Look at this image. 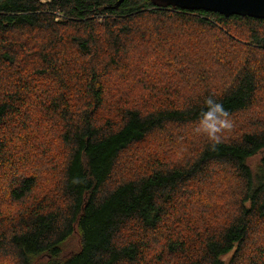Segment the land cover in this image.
Wrapping results in <instances>:
<instances>
[{
	"label": "trees",
	"instance_id": "obj_1",
	"mask_svg": "<svg viewBox=\"0 0 264 264\" xmlns=\"http://www.w3.org/2000/svg\"><path fill=\"white\" fill-rule=\"evenodd\" d=\"M117 1L0 0V262L264 264V18Z\"/></svg>",
	"mask_w": 264,
	"mask_h": 264
},
{
	"label": "rangeland",
	"instance_id": "obj_2",
	"mask_svg": "<svg viewBox=\"0 0 264 264\" xmlns=\"http://www.w3.org/2000/svg\"><path fill=\"white\" fill-rule=\"evenodd\" d=\"M41 2H45V1H49V0H40ZM60 16H57L56 20H59ZM209 37V35H207ZM193 40H197L196 38H194ZM192 56L190 50H187L185 51L184 49L182 50V52H180L179 54H177L178 56H185L188 58V56ZM166 60H163L161 62L163 63H166ZM170 63H175V62H170ZM212 67V69L210 70L211 72L214 71V68H215V65H210ZM165 66H163V69H164ZM177 67H178V73L183 76L185 75L186 73H184V71H192L193 70V66L192 65H188V62L186 61H178L177 60ZM157 69V72L158 73H161L164 72L163 70H161V67H158L156 68ZM177 73L175 74H172V73H168V74H165V77L166 78H170V77H177L178 78V75ZM116 74H113L112 76H114ZM121 81L123 83H136V82H133V79L132 78H124V79H121ZM148 80L145 79V82H147ZM113 83V82H112ZM124 89H128L126 86L124 87ZM248 117L247 114H244V115H241L239 116L237 119L235 120H245L246 118ZM233 118H231L232 120ZM214 127V124L212 125V123H209V122H206V123H198V124H192V125H189L187 126V130L188 132L192 135V136H198L200 133H207L208 132V128L211 129V127ZM170 137V136H169ZM168 137V139H169ZM175 138H176V133L174 134V140L171 141V140H168L166 144H164V150L166 151V153L168 155H172V153L174 154H178L177 157H182L184 154L183 152V149H182V152H180V149L177 148L176 144H175ZM154 147H159L158 146V141H154L152 139H149L147 143H144L142 145H137V146H134L131 148V152L129 153V155L131 153H135V152H140V151H144L145 148H148V149H151L152 151ZM150 150V151H151ZM185 155V154H184ZM263 153L260 152V153H257L255 156L249 158L246 160V163L247 165L250 167V169L252 170L253 173H257V172H260V161H261V157H262ZM173 156V155H172ZM176 157V156H174ZM79 243H80V239H79V236L77 233H73L71 234L60 246H59V249H60V254L59 256L62 257V256H68L74 252H76L78 249H79ZM230 257V254L226 255L224 257V260L227 261ZM46 260V257H41L39 259H37L36 261L37 262H44ZM7 263L6 262H0V264H5ZM36 263V262H35Z\"/></svg>",
	"mask_w": 264,
	"mask_h": 264
},
{
	"label": "water",
	"instance_id": "obj_3",
	"mask_svg": "<svg viewBox=\"0 0 264 264\" xmlns=\"http://www.w3.org/2000/svg\"><path fill=\"white\" fill-rule=\"evenodd\" d=\"M156 7H171L184 10H202L218 13L225 17L232 15L264 18V0H151ZM118 0L111 8H116Z\"/></svg>",
	"mask_w": 264,
	"mask_h": 264
}]
</instances>
